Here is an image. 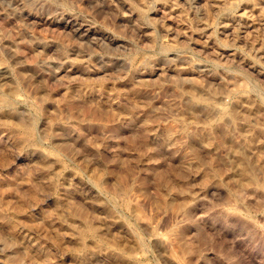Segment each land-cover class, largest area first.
<instances>
[{"label":"rangeland","instance_id":"1","mask_svg":"<svg viewBox=\"0 0 264 264\" xmlns=\"http://www.w3.org/2000/svg\"><path fill=\"white\" fill-rule=\"evenodd\" d=\"M0 64V264H264V0H0Z\"/></svg>","mask_w":264,"mask_h":264},{"label":"bare ground","instance_id":"2","mask_svg":"<svg viewBox=\"0 0 264 264\" xmlns=\"http://www.w3.org/2000/svg\"><path fill=\"white\" fill-rule=\"evenodd\" d=\"M2 62H3V61H2ZM0 65H1V64H0ZM12 114H13V113H12ZM222 114H223V113H222ZM225 115H226V114H225ZM233 116H234V115H233ZM15 117H16V116H15ZM17 123H18V122H17ZM17 123H16V124H17ZM21 124H22V123H20L19 126H22ZM24 127H25V126H24ZM21 128H22V127H21ZM248 174H249V173L245 172V173L243 174V176L248 175ZM248 179H249V177H248ZM250 179H251V176H250ZM246 180H247V179H246ZM87 229H88V228H87ZM140 251H141V250H140Z\"/></svg>","mask_w":264,"mask_h":264}]
</instances>
